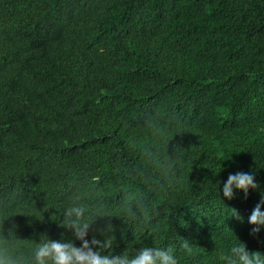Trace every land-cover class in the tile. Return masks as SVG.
I'll return each mask as SVG.
<instances>
[{"label":"trees","instance_id":"1","mask_svg":"<svg viewBox=\"0 0 264 264\" xmlns=\"http://www.w3.org/2000/svg\"><path fill=\"white\" fill-rule=\"evenodd\" d=\"M236 172L258 187L229 199ZM262 198L264 0H0L5 247H79L63 213L82 204L113 255L226 264L240 241L264 255Z\"/></svg>","mask_w":264,"mask_h":264},{"label":"clouds","instance_id":"2","mask_svg":"<svg viewBox=\"0 0 264 264\" xmlns=\"http://www.w3.org/2000/svg\"><path fill=\"white\" fill-rule=\"evenodd\" d=\"M234 187L243 190L247 196L249 187L255 189L258 184L254 182L253 175L236 172L228 175L223 185V195L231 199ZM261 204H264V198L257 203L248 218L249 224L256 225L251 229V235L259 233L260 227L264 226V212L260 211ZM233 210L234 215L239 218V214L235 209ZM88 211L82 204H73L63 213V227L71 229L74 237L81 241L79 247L71 241L57 242L44 239L35 246L31 259H28L23 255H16L15 249L5 247L3 238L0 237V264H178L171 247L164 249L145 246L135 250L134 254L130 250H124L118 255H113L110 251L113 248L111 237L104 240L95 236L90 241L85 239L93 223L92 218L87 215ZM129 215L134 218L131 209ZM101 234L103 235V232ZM182 248L190 251L186 241L183 242ZM106 250L107 254H105ZM219 259L226 264H264V255L255 250L248 251L241 241L232 245L227 252H222Z\"/></svg>","mask_w":264,"mask_h":264}]
</instances>
